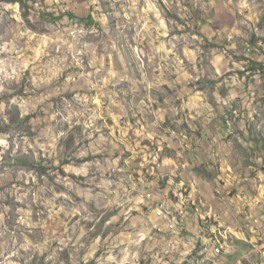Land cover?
Listing matches in <instances>:
<instances>
[{
    "label": "rangeland",
    "instance_id": "374dc122",
    "mask_svg": "<svg viewBox=\"0 0 264 264\" xmlns=\"http://www.w3.org/2000/svg\"><path fill=\"white\" fill-rule=\"evenodd\" d=\"M25 1L0 4V264H264V0Z\"/></svg>",
    "mask_w": 264,
    "mask_h": 264
},
{
    "label": "trees",
    "instance_id": "16d2710c",
    "mask_svg": "<svg viewBox=\"0 0 264 264\" xmlns=\"http://www.w3.org/2000/svg\"><path fill=\"white\" fill-rule=\"evenodd\" d=\"M29 2H31L32 4L35 2L34 0H29ZM3 3H10V4H16V5H19L21 10L24 12L25 14V18L28 19L29 17V13H30V10L32 9V6H30L28 4V2H26L25 0H0V4H3ZM64 16H67L69 18H75L74 15L72 14H69V13H65L63 16H60L58 18H56L55 16L51 15V14H48L47 17H50V19H60V18H63ZM85 21V23H87L88 21L87 20H83ZM27 120V119H26ZM25 120V121H26ZM3 132V130H1L0 128V133Z\"/></svg>",
    "mask_w": 264,
    "mask_h": 264
},
{
    "label": "built area",
    "instance_id": "2783aa9c",
    "mask_svg": "<svg viewBox=\"0 0 264 264\" xmlns=\"http://www.w3.org/2000/svg\"><path fill=\"white\" fill-rule=\"evenodd\" d=\"M156 215H157V212H156ZM158 217V216H157ZM157 229H159V227H157Z\"/></svg>",
    "mask_w": 264,
    "mask_h": 264
}]
</instances>
